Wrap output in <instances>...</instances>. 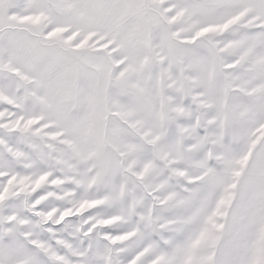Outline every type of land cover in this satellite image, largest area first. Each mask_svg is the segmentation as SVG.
Returning <instances> with one entry per match:
<instances>
[{
  "label": "snow or ice",
  "instance_id": "6c2138e0",
  "mask_svg": "<svg viewBox=\"0 0 264 264\" xmlns=\"http://www.w3.org/2000/svg\"><path fill=\"white\" fill-rule=\"evenodd\" d=\"M0 264H264V0H0Z\"/></svg>",
  "mask_w": 264,
  "mask_h": 264
}]
</instances>
